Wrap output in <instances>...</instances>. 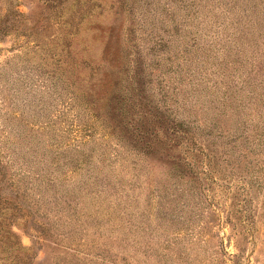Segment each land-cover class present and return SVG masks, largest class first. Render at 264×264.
I'll list each match as a JSON object with an SVG mask.
<instances>
[{
	"label": "rangeland",
	"instance_id": "rangeland-1",
	"mask_svg": "<svg viewBox=\"0 0 264 264\" xmlns=\"http://www.w3.org/2000/svg\"><path fill=\"white\" fill-rule=\"evenodd\" d=\"M0 180L32 264H264V0H0Z\"/></svg>",
	"mask_w": 264,
	"mask_h": 264
},
{
	"label": "trees",
	"instance_id": "trees-1",
	"mask_svg": "<svg viewBox=\"0 0 264 264\" xmlns=\"http://www.w3.org/2000/svg\"><path fill=\"white\" fill-rule=\"evenodd\" d=\"M100 61L96 65L89 66L92 73L91 81L97 84L102 82L100 76L104 61L102 59ZM76 62L81 64V67H78V63L74 64L76 70L82 68V64H86L85 61L77 58ZM89 65L91 64L89 63ZM23 209L17 200L4 196L0 180V264H32L34 254L29 253V248L21 244L18 236L12 230L14 225L18 226L21 222L19 226L25 229L26 226L24 225L28 223L29 214H27L25 209V212H23ZM17 219L22 221L17 222Z\"/></svg>",
	"mask_w": 264,
	"mask_h": 264
}]
</instances>
